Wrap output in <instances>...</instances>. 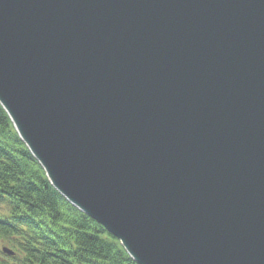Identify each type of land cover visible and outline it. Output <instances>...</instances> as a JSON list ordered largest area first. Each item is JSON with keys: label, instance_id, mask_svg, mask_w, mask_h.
<instances>
[{"label": "water", "instance_id": "95a60500", "mask_svg": "<svg viewBox=\"0 0 264 264\" xmlns=\"http://www.w3.org/2000/svg\"><path fill=\"white\" fill-rule=\"evenodd\" d=\"M0 104L137 264H264V0H0Z\"/></svg>", "mask_w": 264, "mask_h": 264}, {"label": "trees", "instance_id": "16d2710c", "mask_svg": "<svg viewBox=\"0 0 264 264\" xmlns=\"http://www.w3.org/2000/svg\"><path fill=\"white\" fill-rule=\"evenodd\" d=\"M0 264H137L101 225L68 203L0 105Z\"/></svg>", "mask_w": 264, "mask_h": 264}, {"label": "rangeland", "instance_id": "374dc122", "mask_svg": "<svg viewBox=\"0 0 264 264\" xmlns=\"http://www.w3.org/2000/svg\"><path fill=\"white\" fill-rule=\"evenodd\" d=\"M3 247H8L6 244H4V243H0V251H1V249L3 248Z\"/></svg>", "mask_w": 264, "mask_h": 264}]
</instances>
